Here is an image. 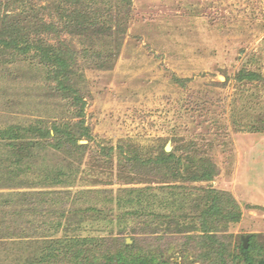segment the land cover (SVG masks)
I'll return each instance as SVG.
<instances>
[{"label": "rangeland", "instance_id": "obj_1", "mask_svg": "<svg viewBox=\"0 0 264 264\" xmlns=\"http://www.w3.org/2000/svg\"><path fill=\"white\" fill-rule=\"evenodd\" d=\"M132 1L114 67L79 61L92 134L84 151L38 148L22 170L0 144V264H56L45 259L52 241H79L95 264H247V238L249 256L264 259V0ZM33 87L0 74V126L38 118L51 101L65 106ZM163 149L177 157L174 174L142 167ZM69 163L72 178L54 184L49 175ZM209 163L216 176L193 181L202 169L213 173ZM218 192L240 218L217 219L213 259L202 226L187 224L192 206ZM43 193L49 212L21 197Z\"/></svg>", "mask_w": 264, "mask_h": 264}, {"label": "trees", "instance_id": "obj_2", "mask_svg": "<svg viewBox=\"0 0 264 264\" xmlns=\"http://www.w3.org/2000/svg\"><path fill=\"white\" fill-rule=\"evenodd\" d=\"M3 1L4 4L0 3V65L5 66V69L0 71L1 78L14 84L16 81L23 80L33 85L35 92L45 91L39 96L51 100L60 99L66 104L60 106V102L51 101L45 108L39 109L38 118L0 126V144L7 147L8 161L13 162L18 169L22 168V170L25 168L26 157H31L32 152L48 145L74 157L86 148L80 143L82 140H92L91 131L84 122L87 79L80 68L79 61H83L82 66L85 68L111 70L114 67L128 31L133 12V1ZM76 39L82 44L81 50L75 45ZM15 106H21V104L13 103L12 107ZM176 162V155L167 153L163 149L154 158L144 160L142 167H156L174 174L173 170L177 168ZM72 166L73 163H69L66 167L70 170L63 167L57 173L49 175L52 182L54 184L67 183L72 178L69 172ZM209 166L214 170L213 173L210 169L205 171L202 169L198 171L196 177H193V181L212 180L217 174L216 166L212 163H209ZM49 177L46 175V178ZM221 195L226 196L219 192L213 193L205 202V206L203 203L193 205L195 218L188 217L190 221L187 224L188 227L198 226V224L202 226L203 233L209 236L207 242L212 241L208 256L213 259H215L213 254L217 249V240L212 233V228L218 224L217 219L227 213L233 214L228 215L230 221L240 218L238 211L234 213V211H228V207L223 208ZM21 197L31 199L25 204L37 206L35 211L49 212L41 209L43 203H49L50 197L45 193L23 194ZM183 200L185 202V198ZM174 208L173 211L176 212ZM236 208H238L236 204H233V209ZM209 217L216 218V221H208ZM65 218L66 213L63 212L60 219ZM186 219L187 217L184 220ZM226 220H228L227 217ZM179 221L176 218H170L168 224L180 226ZM53 228L54 226L51 227ZM55 228L57 229L56 226ZM49 245L45 248L46 261L56 264L60 261L66 264L70 262L95 264L84 253L90 248L76 249L81 245L79 241H74V243L52 241ZM124 249L127 252L131 247L125 245ZM80 251H83V254ZM241 251L247 259V264H264V259L254 261L249 256L248 247L245 248L242 245ZM217 263L226 264L223 258ZM135 264H147V262L138 261Z\"/></svg>", "mask_w": 264, "mask_h": 264}, {"label": "water", "instance_id": "obj_3", "mask_svg": "<svg viewBox=\"0 0 264 264\" xmlns=\"http://www.w3.org/2000/svg\"><path fill=\"white\" fill-rule=\"evenodd\" d=\"M166 150H167V151H171V147L168 146V147L166 148ZM244 246H245V248L248 247V244H247V238L244 239Z\"/></svg>", "mask_w": 264, "mask_h": 264}]
</instances>
